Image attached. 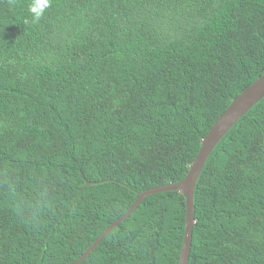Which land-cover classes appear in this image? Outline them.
Returning <instances> with one entry per match:
<instances>
[{"label": "trees", "instance_id": "1", "mask_svg": "<svg viewBox=\"0 0 264 264\" xmlns=\"http://www.w3.org/2000/svg\"><path fill=\"white\" fill-rule=\"evenodd\" d=\"M33 2L0 0V264H72L264 74V0ZM193 206L187 264H264V97ZM184 226L182 193L148 195L80 264H177Z\"/></svg>", "mask_w": 264, "mask_h": 264}, {"label": "water", "instance_id": "2", "mask_svg": "<svg viewBox=\"0 0 264 264\" xmlns=\"http://www.w3.org/2000/svg\"><path fill=\"white\" fill-rule=\"evenodd\" d=\"M262 97H264V74L247 86L221 113L207 134L202 138L200 148L182 179L176 182L154 186L139 192L137 198L126 210V212L114 220L110 225H108L72 264H80L114 227L126 219L136 209V207L144 198H146L148 195L165 191H178L184 196L185 226L177 264H187L190 254L192 230L194 225V191L200 172L205 164L206 159L218 141L237 122V120Z\"/></svg>", "mask_w": 264, "mask_h": 264}, {"label": "clouds", "instance_id": "3", "mask_svg": "<svg viewBox=\"0 0 264 264\" xmlns=\"http://www.w3.org/2000/svg\"><path fill=\"white\" fill-rule=\"evenodd\" d=\"M48 6L49 0H34V2L28 6L29 12L32 15V21L38 22L43 15L44 9Z\"/></svg>", "mask_w": 264, "mask_h": 264}]
</instances>
